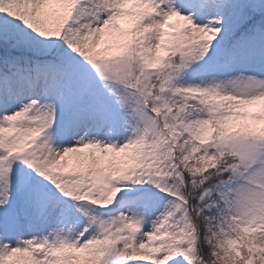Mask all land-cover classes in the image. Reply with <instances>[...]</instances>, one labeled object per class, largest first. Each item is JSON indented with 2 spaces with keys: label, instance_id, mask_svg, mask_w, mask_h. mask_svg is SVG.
<instances>
[{
  "label": "snow or ice",
  "instance_id": "obj_1",
  "mask_svg": "<svg viewBox=\"0 0 264 264\" xmlns=\"http://www.w3.org/2000/svg\"><path fill=\"white\" fill-rule=\"evenodd\" d=\"M0 264H264V0H0Z\"/></svg>",
  "mask_w": 264,
  "mask_h": 264
}]
</instances>
